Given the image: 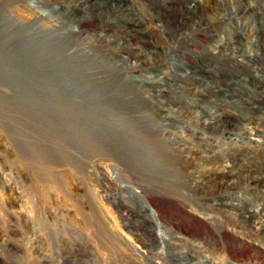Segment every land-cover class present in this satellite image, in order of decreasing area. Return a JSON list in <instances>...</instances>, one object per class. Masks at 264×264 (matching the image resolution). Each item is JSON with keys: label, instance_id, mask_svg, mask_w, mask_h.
Returning <instances> with one entry per match:
<instances>
[{"label": "rangeland", "instance_id": "obj_1", "mask_svg": "<svg viewBox=\"0 0 264 264\" xmlns=\"http://www.w3.org/2000/svg\"><path fill=\"white\" fill-rule=\"evenodd\" d=\"M0 264H264V0H0Z\"/></svg>", "mask_w": 264, "mask_h": 264}, {"label": "bare ground", "instance_id": "obj_2", "mask_svg": "<svg viewBox=\"0 0 264 264\" xmlns=\"http://www.w3.org/2000/svg\"><path fill=\"white\" fill-rule=\"evenodd\" d=\"M61 104H64V103H57L56 106L58 108H62L63 106ZM85 110H87V112L83 111L82 114L84 116H86L87 118L89 117L88 119L91 122V124L93 125V127H94V129H95L96 132L97 131H106L109 128L108 121L105 118V115H104L103 111L100 108H96L94 110L89 109V111H88V108H87ZM69 121H71V122H77V121H75V117L69 118ZM56 122H58L57 124L64 123V122H62V119H56ZM83 123H85V122L83 121ZM77 135H76V137H78L77 138V141L83 140V138H84L83 137V135H84V132L83 131H81L78 136ZM136 137H137V140H136L137 141V144L141 145L140 143H144V141H143V139H142V137H141V135L139 133L137 134ZM127 145H130V144H127ZM117 147H118V149L124 150V148H122V146H119V144L117 145ZM152 152L154 154H156L157 158L160 157V154H159L158 151L153 150ZM152 152H149V154H147V156H146V160H150L151 162H152V160L154 158V155L152 154ZM171 178H176L177 179V175H173V177H171Z\"/></svg>", "mask_w": 264, "mask_h": 264}]
</instances>
